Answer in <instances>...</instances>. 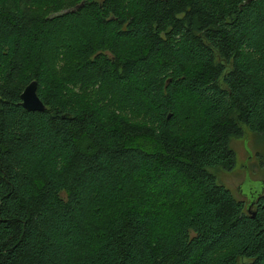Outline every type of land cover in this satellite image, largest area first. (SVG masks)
<instances>
[{
    "label": "trees",
    "instance_id": "1",
    "mask_svg": "<svg viewBox=\"0 0 264 264\" xmlns=\"http://www.w3.org/2000/svg\"><path fill=\"white\" fill-rule=\"evenodd\" d=\"M244 128L264 0H0V264H264V189L209 171Z\"/></svg>",
    "mask_w": 264,
    "mask_h": 264
},
{
    "label": "rangeland",
    "instance_id": "2",
    "mask_svg": "<svg viewBox=\"0 0 264 264\" xmlns=\"http://www.w3.org/2000/svg\"><path fill=\"white\" fill-rule=\"evenodd\" d=\"M230 148L235 154V165L227 171L221 167L209 169L215 176L216 183L227 188L232 195L244 203L249 190L260 193L264 183V146L259 136L246 128L240 138L230 141Z\"/></svg>",
    "mask_w": 264,
    "mask_h": 264
},
{
    "label": "water",
    "instance_id": "3",
    "mask_svg": "<svg viewBox=\"0 0 264 264\" xmlns=\"http://www.w3.org/2000/svg\"><path fill=\"white\" fill-rule=\"evenodd\" d=\"M20 106L27 112H43L45 110L44 104L37 95V83L35 81L29 83L22 91L20 95ZM251 212L249 210V213Z\"/></svg>",
    "mask_w": 264,
    "mask_h": 264
},
{
    "label": "flooded vegetation",
    "instance_id": "4",
    "mask_svg": "<svg viewBox=\"0 0 264 264\" xmlns=\"http://www.w3.org/2000/svg\"><path fill=\"white\" fill-rule=\"evenodd\" d=\"M262 188L264 189V185H263V187H262ZM251 195H254V193H251ZM255 200H256V199H255ZM255 200H253V202H251V201H250L251 203L249 202V203H250V205H249V209H248V208H246V211H248V212H249V210H251V208H253V207H254V205H253V204H254V201H255ZM249 203H248V204H249Z\"/></svg>",
    "mask_w": 264,
    "mask_h": 264
}]
</instances>
